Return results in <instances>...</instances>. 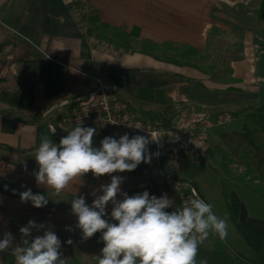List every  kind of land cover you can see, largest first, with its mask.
Returning a JSON list of instances; mask_svg holds the SVG:
<instances>
[{
  "label": "crops",
  "instance_id": "obj_1",
  "mask_svg": "<svg viewBox=\"0 0 264 264\" xmlns=\"http://www.w3.org/2000/svg\"><path fill=\"white\" fill-rule=\"evenodd\" d=\"M83 1L99 12L103 22L126 30L136 41L185 45L206 53L234 29L243 36L241 52L225 74L213 79L214 74L204 69L180 67L138 53L120 54L102 42L93 44L83 24L79 25L73 0H0V239L11 232L19 243V229L30 220L44 224L45 230H80L71 201L83 195L91 205L90 193L111 182L108 175L96 178L89 173L59 195L37 184L34 157L41 139L59 143L47 131L42 112L61 94L83 99L93 89L94 78H100L120 87L132 112L164 114L168 108L175 111L177 105L236 112L264 103V25L258 21L262 0ZM246 116H233V123L216 131L211 141L229 132L226 139L240 140L255 166L264 155L242 131ZM137 171L112 175L123 177L122 191L135 195L139 193ZM1 184L21 192L31 189L47 196L49 202L35 208L1 190ZM165 193L175 202L170 192ZM9 253H0V264H5Z\"/></svg>",
  "mask_w": 264,
  "mask_h": 264
},
{
  "label": "clouds",
  "instance_id": "obj_2",
  "mask_svg": "<svg viewBox=\"0 0 264 264\" xmlns=\"http://www.w3.org/2000/svg\"><path fill=\"white\" fill-rule=\"evenodd\" d=\"M96 134L93 127L77 125L59 143L42 138L34 157L38 171L33 174L38 185L57 195L89 173L96 178L111 177L110 183L90 193L94 198L91 205L83 195L71 201L82 239L101 234L98 242L104 246L98 264H207L206 260L198 261L200 247L210 236L226 241L227 220L216 215L212 204L198 197L195 189L192 198L179 208H174V200L167 193L157 197L148 191L135 195L123 192V177L112 174L131 172L142 162L150 163L151 141L148 136L130 137L124 133L119 139L104 137L97 147ZM118 196L123 198L117 199ZM20 197L22 203L31 202L35 208L49 202L47 196L34 194L31 189L20 193ZM45 228L44 224L30 220L19 229V243L11 232H5L0 239V253L11 252L15 264H67L61 251L62 241L54 231ZM33 230L43 231V235L33 237Z\"/></svg>",
  "mask_w": 264,
  "mask_h": 264
},
{
  "label": "built area",
  "instance_id": "obj_3",
  "mask_svg": "<svg viewBox=\"0 0 264 264\" xmlns=\"http://www.w3.org/2000/svg\"><path fill=\"white\" fill-rule=\"evenodd\" d=\"M94 82L85 98L73 100L61 94L42 112L51 137L59 141L77 125L95 128L94 138L115 136L119 139L124 133L130 137L148 136L152 159L150 163L140 164L138 192L148 191L150 195L170 192L179 207L192 198L193 189L205 200L193 183L184 178L186 168L193 160L207 159L214 133L227 129L234 117L227 113L215 114L207 106L193 109L177 105L173 124L163 128L136 117L132 104L123 100L117 84L100 78H94Z\"/></svg>",
  "mask_w": 264,
  "mask_h": 264
},
{
  "label": "rangeland",
  "instance_id": "obj_4",
  "mask_svg": "<svg viewBox=\"0 0 264 264\" xmlns=\"http://www.w3.org/2000/svg\"><path fill=\"white\" fill-rule=\"evenodd\" d=\"M86 11L90 12L91 10L87 8ZM81 24L85 25L84 22ZM242 39L241 33L233 29L229 36H224L222 40L215 41L213 47L204 53L200 62L201 68L210 71L212 74L221 75L222 72L225 74L230 61L234 60L237 54L241 52ZM215 62L216 65H213ZM210 65H213V69L208 70ZM234 112V110L229 109L220 113L232 115ZM227 134L229 132H222L211 141L207 159L191 161L186 168L184 178L189 180L187 176V174H191L189 167L190 169L194 167L195 175L192 176L191 174V177L200 188L203 198L207 203L212 204L215 214L225 218L229 224V232L225 242L236 252L247 258H254V253L248 248L230 222L228 205L232 201L233 194H235L245 204L251 218L264 220V184L259 181L258 175V167L262 163V157L259 158L258 164L253 166L250 161L251 156L245 147L240 146V140L226 139ZM102 139L94 138L95 146L99 147ZM139 168L140 165L136 168L137 172H139ZM191 170L193 171V168ZM174 203L178 208L176 199ZM52 231L62 241L61 251L63 256L67 258V264H98V255L104 246L102 242H98L100 241V233L85 241L82 239L81 230L68 231L53 227ZM36 235H43V232L33 233L34 237ZM68 240H72L73 243L69 245Z\"/></svg>",
  "mask_w": 264,
  "mask_h": 264
},
{
  "label": "trees",
  "instance_id": "obj_5",
  "mask_svg": "<svg viewBox=\"0 0 264 264\" xmlns=\"http://www.w3.org/2000/svg\"><path fill=\"white\" fill-rule=\"evenodd\" d=\"M73 1L77 17L80 18L79 25H81V22H84L85 25H81V27L85 30L87 37L91 41L105 43L108 47L120 54L138 53L176 66L193 67L202 70L200 62L203 59L204 52L185 45L156 44L148 40L136 41L126 30L110 26L103 22L99 12L90 9L83 0ZM87 8L91 11H86ZM258 21L264 25V0H262ZM216 34V31L211 32V36L213 37ZM213 65H216V62ZM213 65H210L208 70L213 69ZM216 76L214 74L213 79ZM133 114L138 115L146 123L151 125L159 124L163 128L170 127L176 117V112L173 108H168L164 114L146 111L133 112ZM232 114L234 117L247 114L246 120L241 127L242 131L253 140L258 148L264 151V103L259 104L257 107H242ZM258 175L259 181L264 184V158L258 169ZM187 176L201 193L198 185L192 179L191 174L189 173ZM1 190L18 197L22 193L14 187L2 184ZM228 213L232 226L242 237L248 248L252 250L255 257L247 258L233 250L229 244L221 241L219 237L210 236L200 247L198 261L206 260L207 264H264V220L251 218L247 207L235 194H233L232 201L228 205ZM4 262L5 264L15 263L11 252L5 257Z\"/></svg>",
  "mask_w": 264,
  "mask_h": 264
}]
</instances>
